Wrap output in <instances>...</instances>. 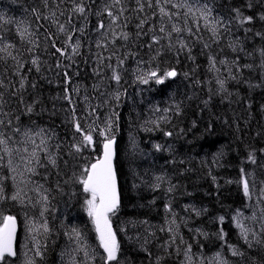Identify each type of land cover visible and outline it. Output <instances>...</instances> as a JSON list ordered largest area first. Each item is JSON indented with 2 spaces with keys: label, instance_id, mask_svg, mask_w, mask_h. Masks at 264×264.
Listing matches in <instances>:
<instances>
[{
  "label": "trees",
  "instance_id": "16d2710c",
  "mask_svg": "<svg viewBox=\"0 0 264 264\" xmlns=\"http://www.w3.org/2000/svg\"><path fill=\"white\" fill-rule=\"evenodd\" d=\"M80 2L0 0V36L15 45L10 51L17 58L0 60V119L5 121L0 139L17 146L26 132L43 130L49 135L44 140L55 149L51 159L56 164L42 157L31 174L44 190L42 207L49 227L36 264H62L63 233L73 228L89 245L84 264H105L79 179L83 168L102 155L99 132L109 121L120 190L119 210L110 217L120 243L119 264H189L188 257L191 264H220L217 253L228 264H264V58L259 51L264 38L256 35L264 34V21L258 19L264 0H121L111 8L117 20L104 11L112 0H83V15L73 10ZM204 3L225 22L218 35L197 11ZM176 4L190 5L192 11ZM235 8L256 14V21L239 25ZM173 25L182 31H173ZM25 28L34 35L21 39ZM69 34L72 44L80 42L78 54L72 53ZM56 48L67 49V55ZM118 58L124 60L119 85L111 79ZM170 70L178 75L164 84L137 79L150 71L163 75ZM220 81L225 82L223 89ZM66 90L71 102L65 99ZM73 116L81 128L96 129L94 144L81 153L72 148L82 139ZM244 176L251 198L243 191ZM11 182L1 164L5 198L0 199V220L7 215L19 220L18 250L25 209L10 199ZM252 213L260 218L251 219ZM245 216L257 232L254 238L249 231L251 248L237 227ZM227 245L245 255L233 256Z\"/></svg>",
  "mask_w": 264,
  "mask_h": 264
},
{
  "label": "snow or ice",
  "instance_id": "6c2138e0",
  "mask_svg": "<svg viewBox=\"0 0 264 264\" xmlns=\"http://www.w3.org/2000/svg\"><path fill=\"white\" fill-rule=\"evenodd\" d=\"M137 2L139 3V0H137ZM169 2L170 0H165V3H169ZM45 4H47V0H45ZM120 4H121V0H112L111 6L106 5L104 11L107 13L108 16L112 17L113 20H117L119 19V16L115 14L111 10V8H116L120 6ZM182 6H187L188 11L189 12L192 11V8L190 5H180V4L173 5V7H177V8L182 7ZM142 7L143 6L141 5V10H142ZM248 7L252 8L253 5L249 3ZM73 10L81 15L85 14L86 8L83 4V0H81L79 4H76ZM120 11L122 12L123 8H120ZM160 11L164 15H168L169 18H171V14L165 12L164 8H161ZM197 11H199L200 16L204 19L205 26L206 27L210 26L213 34L218 35V27L220 25L225 24L224 20L222 18L212 15L213 9L209 7L208 3H204L201 7L197 9ZM232 11L234 12L235 20L241 26L245 24L251 25L257 19L256 14L245 15L239 8L232 9ZM258 19L261 21H264V13H261L258 16ZM231 23H232V20L229 19L227 21V24H231ZM103 27H104L103 23H100L99 28L102 29ZM64 30H65L64 25H60V31L64 32ZM244 30L246 32L251 31L250 28H246ZM79 31H83V30L80 29ZM160 31L163 32L164 28L163 27L160 28ZM173 31L179 33L182 31V29L173 25ZM19 34H20L21 39H25L26 36L31 37L32 35H34L33 33H30L27 28H25L24 31L20 32ZM73 34L68 35L69 46L71 47L73 54H78L80 42L79 40H77L75 41L74 44L71 43ZM256 35L264 38V34L262 33H256ZM123 39L127 40L128 35L124 34ZM153 40L155 43L157 44L159 43L158 38L153 37ZM28 42L31 43L32 42L31 39H29ZM0 45H2L0 46V53L4 54V55H0V60H4L6 57H10L13 61H16L17 59L16 56L13 55L12 51H10V49L15 48V45L7 42L3 36H0ZM181 47L186 48L187 46L182 44ZM56 51L59 52L61 55H67V49L56 48ZM259 51H260L261 57L264 58V49H260ZM157 54L159 55V53ZM31 63L33 65H36L37 60L33 59ZM123 63H124V60L118 58L117 65L115 67H112L111 79L115 81L117 85H119L120 80H121L119 69L123 66ZM109 66L111 67V65ZM177 75L178 73L175 70L167 71L163 75H161L157 71H150L147 74L146 78L143 76H138L137 79L140 80V82L143 84H148L149 80H154V82L157 84H164L166 79L174 78ZM64 76L66 80H68V82L70 83L67 72L64 73ZM219 83L221 85V88L223 89L225 82L220 81ZM3 86H4L3 81L0 80V87H3ZM20 87L21 88L24 87L23 80H21ZM3 95H4L3 92H0V105L4 103ZM116 98L119 99V93L116 94ZM65 99L71 102V95L67 93V90L65 94ZM176 110L177 112H179L180 110L179 104L176 105ZM29 111H31V108H29ZM74 111L75 109L73 108V112ZM5 115L7 114L5 113ZM8 123L10 124L11 121L9 120ZM4 124H5V121L0 119V125H4ZM73 124H74L75 131L81 134L82 139L79 143H74L72 145V148L74 149L76 153H81L86 148L94 144L92 132L96 131V129L92 128L91 126L87 130L81 128L79 119L76 118L75 116H73ZM15 131L19 132L20 129L16 128ZM111 132H112L111 121H109L107 128L104 131L99 132V135L104 137L102 155L96 158L94 162L90 163L89 165L83 168L82 170L83 175L79 179V183L83 185V191L89 194L90 196V198L87 199L86 201L87 214L89 217L92 218V221L95 224L96 232L99 234L100 246L103 248L104 252L106 253V256L102 257V259L105 261V264H112V262H116V264H119L120 243L117 240L116 232L113 230L112 222L110 218L111 216H115L117 214L119 210V205H120V195L118 191L117 176H116V170H115V165H114V159L116 156V150H115L116 139H115V135H112ZM39 134L40 133H37V135ZM25 135L27 136L28 133L26 132ZM165 135L171 136L172 133L168 132V133H165ZM33 143L35 142L33 141ZM0 144H7V140L0 139ZM41 144L42 145L44 144L43 139L41 140ZM160 147H161L160 145H156L157 150H159ZM44 150L47 151L46 148ZM5 151L8 152L9 155L11 154L9 149L5 148ZM24 151L27 152L28 149L25 148ZM32 155L35 157L36 152L33 151ZM249 159L252 163L256 162L255 157L253 155H250ZM50 160L53 165L56 164L55 159H51L50 157ZM11 163H12L11 160H9L8 161L9 166L11 165ZM12 171L15 172V168H13ZM29 171H32V169H29ZM241 171L243 172V169ZM12 179L15 180V177H12ZM254 183L255 181H253V184ZM242 184H243L244 194L248 196L249 198H251L250 185H249V180L247 176H244L242 178ZM2 193H3V189L0 188V199L5 198L3 197ZM260 198H264V188L261 189ZM10 199L19 200L20 192L17 191L16 194L10 197ZM44 200L47 201L46 196L44 197ZM22 202L23 201L21 200V203ZM261 211L264 212V209H261ZM43 214H44L43 211H41L40 215L43 216ZM197 215H199V212H197ZM253 219H255V215L253 216ZM220 220L223 221V217H220ZM41 227L45 231L49 230L47 223L42 224ZM237 227L240 228L241 236L244 239L245 243L251 248L252 242L248 239L250 230L245 228L244 225L239 222H237ZM72 231L73 233H75L76 237L79 238L80 233L75 228H73ZM261 231L264 232V228H262ZM16 232H17L16 217L12 215L4 216L2 220H0V264H6L7 257H15L17 255L15 247H14ZM252 234L253 236L257 235L254 231ZM224 235L226 234H224L223 230H221V239H223ZM257 243H259V240H257ZM227 247L229 248L233 256L243 257L245 255L244 252L240 251L233 245H227ZM190 251H191V247L189 246V252ZM36 255L42 256V253L39 251V249H37ZM188 259H189V264H191L192 257H188ZM217 259L219 260L220 264H228V261L226 259L221 258L220 253H217Z\"/></svg>",
  "mask_w": 264,
  "mask_h": 264
},
{
  "label": "rangeland",
  "instance_id": "374dc122",
  "mask_svg": "<svg viewBox=\"0 0 264 264\" xmlns=\"http://www.w3.org/2000/svg\"><path fill=\"white\" fill-rule=\"evenodd\" d=\"M37 133L40 134L37 135ZM43 135L49 137L45 131L28 132V135L25 136V141L19 143L17 146L0 144V158H2L0 159V165L3 164L10 174L12 181L11 194L14 195L17 191L20 192V199L16 201L20 206L22 205L21 207H24L23 209H25L21 218V220H23V230L20 235L18 255H16L15 259L6 261L7 264H36L38 258H41V256L39 257L36 255L37 249H39L42 254L44 251V246L42 245L44 241L43 239H46L47 232L49 231H45L41 227L42 224L47 223L44 220V214L43 216L40 215L41 211H43L42 206L44 205L42 198L44 190L39 187L31 177L36 162L42 157L47 159H50V157L52 158L55 152L54 147L49 145L48 141L44 140ZM42 139L44 140L43 145L41 144ZM100 140L103 143L104 137L100 136ZM33 141L35 143H33ZM5 148L10 150V155L5 151ZM25 148L28 149L27 152L24 151ZM45 148L47 151L44 150ZM33 151L36 152L35 157L32 155ZM9 160L12 162L10 166L8 164ZM13 168H15V172L12 171ZM29 169H32V171H29ZM12 177H15V180H13ZM89 198L90 196L87 194L86 201ZM21 200L23 201L22 203ZM36 205L41 207H36ZM254 215L257 218H260L257 214L252 213L250 215L251 219H253ZM242 224L245 228L250 230V233H253L254 230L257 234L254 229V222L249 220L246 216L242 219ZM63 235L66 245L62 249V264H84L86 257H88L86 253L89 252L87 241L82 239V235L77 238L72 230H68L66 233H63ZM256 236L253 237L255 238ZM14 260L16 261L14 262Z\"/></svg>",
  "mask_w": 264,
  "mask_h": 264
},
{
  "label": "water",
  "instance_id": "95a60500",
  "mask_svg": "<svg viewBox=\"0 0 264 264\" xmlns=\"http://www.w3.org/2000/svg\"><path fill=\"white\" fill-rule=\"evenodd\" d=\"M115 150H116V145H115ZM114 165H115V159H114ZM117 186H118V191H119L118 179H117ZM119 195H120V192H119ZM19 231H20V229H19V223H18V220H17V232H16L15 241H14V247H15L16 253H17V243H18ZM11 258H15V257H11Z\"/></svg>",
  "mask_w": 264,
  "mask_h": 264
},
{
  "label": "bare ground",
  "instance_id": "6f19581e",
  "mask_svg": "<svg viewBox=\"0 0 264 264\" xmlns=\"http://www.w3.org/2000/svg\"><path fill=\"white\" fill-rule=\"evenodd\" d=\"M237 213H238V212H237ZM237 213H236V214H237ZM236 214H235V215H236ZM234 217H235V216H234Z\"/></svg>",
  "mask_w": 264,
  "mask_h": 264
}]
</instances>
